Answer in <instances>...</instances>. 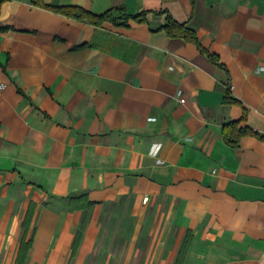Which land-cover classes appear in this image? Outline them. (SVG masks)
I'll return each instance as SVG.
<instances>
[{
	"label": "crops",
	"instance_id": "crops-1",
	"mask_svg": "<svg viewBox=\"0 0 264 264\" xmlns=\"http://www.w3.org/2000/svg\"><path fill=\"white\" fill-rule=\"evenodd\" d=\"M23 241L264 264V0H0V264Z\"/></svg>",
	"mask_w": 264,
	"mask_h": 264
},
{
	"label": "trees",
	"instance_id": "trees-1",
	"mask_svg": "<svg viewBox=\"0 0 264 264\" xmlns=\"http://www.w3.org/2000/svg\"><path fill=\"white\" fill-rule=\"evenodd\" d=\"M169 24H175V22L172 20H169ZM180 27H183L182 29H183L184 33L186 34V35H184V37H186L187 34L190 35L189 38H191V39L195 37V36H193L191 31L188 28H186L184 25H181ZM226 130H227V128L224 129V132H226ZM79 200H86L85 203H88L86 195H81L79 197H72L70 200L71 208L76 207V204ZM29 246H30V244H26L24 241L22 242V246L20 248V253H19V260H18L17 264H23L24 263V261H23L24 256L26 255V250L28 249Z\"/></svg>",
	"mask_w": 264,
	"mask_h": 264
},
{
	"label": "built area",
	"instance_id": "built-area-1",
	"mask_svg": "<svg viewBox=\"0 0 264 264\" xmlns=\"http://www.w3.org/2000/svg\"><path fill=\"white\" fill-rule=\"evenodd\" d=\"M233 87V86H232ZM148 199H149V197L148 196H146L145 198H144V202H147L148 201Z\"/></svg>",
	"mask_w": 264,
	"mask_h": 264
}]
</instances>
